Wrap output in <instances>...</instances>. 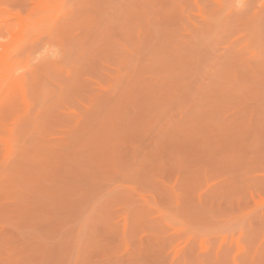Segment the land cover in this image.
Returning a JSON list of instances; mask_svg holds the SVG:
<instances>
[{"label":"rangeland","instance_id":"rangeland-1","mask_svg":"<svg viewBox=\"0 0 264 264\" xmlns=\"http://www.w3.org/2000/svg\"><path fill=\"white\" fill-rule=\"evenodd\" d=\"M0 264H264V0H0Z\"/></svg>","mask_w":264,"mask_h":264}]
</instances>
